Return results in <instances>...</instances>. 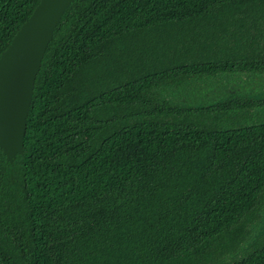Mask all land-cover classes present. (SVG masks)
I'll return each instance as SVG.
<instances>
[{
  "label": "trees",
  "instance_id": "1",
  "mask_svg": "<svg viewBox=\"0 0 264 264\" xmlns=\"http://www.w3.org/2000/svg\"><path fill=\"white\" fill-rule=\"evenodd\" d=\"M38 2L0 0V54ZM263 115L264 0H74L0 150V264H264Z\"/></svg>",
  "mask_w": 264,
  "mask_h": 264
},
{
  "label": "water",
  "instance_id": "2",
  "mask_svg": "<svg viewBox=\"0 0 264 264\" xmlns=\"http://www.w3.org/2000/svg\"><path fill=\"white\" fill-rule=\"evenodd\" d=\"M74 0H39L0 54V150L11 163L23 151L26 119L42 58Z\"/></svg>",
  "mask_w": 264,
  "mask_h": 264
},
{
  "label": "rangeland",
  "instance_id": "3",
  "mask_svg": "<svg viewBox=\"0 0 264 264\" xmlns=\"http://www.w3.org/2000/svg\"><path fill=\"white\" fill-rule=\"evenodd\" d=\"M145 44H147V42H145ZM139 49L140 48H138V49H133V50H138L139 51ZM135 51H131V56H134V55H136V52ZM123 55V54H122ZM128 56H126V54H124L123 55V57H122V60H124L123 61V63H121V62H118L119 63V65H121V66H123V67H127V66H129L130 64H131V60L129 59V58H127ZM133 59V58H132ZM135 59H133V61H134ZM215 80H220V79H215ZM221 86V84H220V82H218V83H216V86H215V90L216 89H218L219 87ZM200 88V87H199ZM185 89H188L187 87H184V90ZM229 89V87H227V90ZM184 90H181V91H177V90H174V88L173 89H171V90H167V92H168V95L166 96V98H171V99H175L176 97L177 98H180L181 99V97H183L184 96V99L182 98L181 99V102H183V103H185L186 102V104H193L194 105V103H196V101L197 102H202V103H206L205 101L207 100V99H209V97H208V95H206L204 92H202V90L201 89H196V95H195V97L193 96L194 95V91H192V90H186L185 92H184ZM203 98V99H202ZM204 101V102H203ZM264 116V115H263ZM262 116V117H263ZM261 218V221H262V224H264V214H261L260 216H259V219ZM254 220H258V217L256 218V219H254Z\"/></svg>",
  "mask_w": 264,
  "mask_h": 264
}]
</instances>
